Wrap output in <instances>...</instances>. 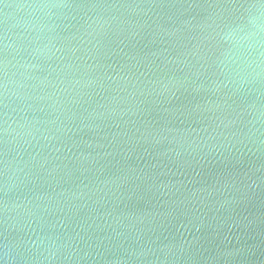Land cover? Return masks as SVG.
Masks as SVG:
<instances>
[{"label":"water","instance_id":"1","mask_svg":"<svg viewBox=\"0 0 264 264\" xmlns=\"http://www.w3.org/2000/svg\"><path fill=\"white\" fill-rule=\"evenodd\" d=\"M0 264H264V0H0Z\"/></svg>","mask_w":264,"mask_h":264}]
</instances>
